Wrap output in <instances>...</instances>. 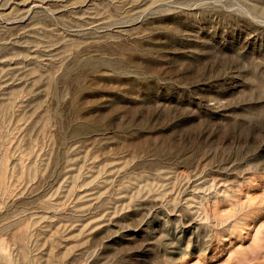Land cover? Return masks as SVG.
<instances>
[{
	"label": "rangeland",
	"instance_id": "rangeland-1",
	"mask_svg": "<svg viewBox=\"0 0 264 264\" xmlns=\"http://www.w3.org/2000/svg\"><path fill=\"white\" fill-rule=\"evenodd\" d=\"M0 264H264V0H0Z\"/></svg>",
	"mask_w": 264,
	"mask_h": 264
}]
</instances>
